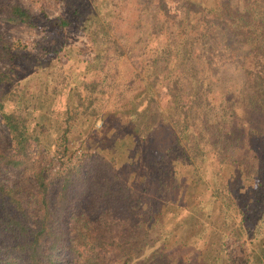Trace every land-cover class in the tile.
Wrapping results in <instances>:
<instances>
[{
	"label": "trees",
	"instance_id": "1",
	"mask_svg": "<svg viewBox=\"0 0 264 264\" xmlns=\"http://www.w3.org/2000/svg\"><path fill=\"white\" fill-rule=\"evenodd\" d=\"M63 1L71 13L52 23L65 26L81 21L92 39L102 44L98 53L107 52L112 36L93 13L96 7L89 9L96 0ZM201 1L206 19L202 34L207 36L208 16L216 5ZM225 2L218 8L226 22L224 35L233 41L234 36L244 37L247 48V59L241 63L243 100L251 109L263 111V157L256 161L245 146H237L235 153L241 148L238 152L253 157L252 169L245 171L252 184H243L241 197H250L248 211L257 210L260 215L258 235H254L263 232L245 263L250 259V264H264V11L252 15L263 26L261 35L257 28L250 29L254 19L246 22L238 7L229 13ZM33 18L19 0L0 5V22L30 24ZM93 23L100 26L92 29ZM97 28L102 30L100 38ZM115 48L121 52L118 45ZM11 58L0 33V59L11 62ZM9 70L0 68V86L12 80ZM167 77L166 107L171 110L169 116L174 112L178 120L170 121L168 116L158 120L156 109H151L157 93L150 87L156 80L144 77L145 88L130 94L124 103L128 118L123 124L116 120L119 109L102 115L92 106L98 89L94 80L83 81L88 95L82 111L73 106L83 104L82 99L75 97L70 105V97L66 98L62 123L58 116L53 120L48 115L52 111L42 99L30 109L20 99L0 93V117L12 144L7 150L0 142V264H236L221 224L229 220V210L234 214L230 221L239 219L238 229L251 217L236 207L235 196L224 188L205 147L187 141L193 131L190 122L179 127L188 120L186 115L182 120L180 112L185 113L184 106L192 109L197 93L185 103L180 79ZM119 96L123 99V92ZM79 114L85 116L81 120L85 126L88 117L101 116L102 126L91 139H82L83 131H79L78 141L83 142L72 145V124ZM57 125L63 128L50 139L49 132ZM76 148H80L79 155H75ZM5 168L12 170L13 177L2 173Z\"/></svg>",
	"mask_w": 264,
	"mask_h": 264
},
{
	"label": "rangeland",
	"instance_id": "2",
	"mask_svg": "<svg viewBox=\"0 0 264 264\" xmlns=\"http://www.w3.org/2000/svg\"><path fill=\"white\" fill-rule=\"evenodd\" d=\"M7 1L0 0V5H6ZM19 1L34 18L30 24L0 22V33L7 40L12 57L11 62L0 59V68L12 69L9 70L12 80L0 86V93L6 98L20 99V103L30 109L35 101L38 104L42 99L52 111L48 115L53 120L58 116L62 123L64 113L61 112L66 98L70 97V105H73L75 97L82 99L83 104L73 105L76 111H82L88 95L83 81L94 80L98 83V89L94 93L97 98L92 106L102 115L119 109L120 115L116 120L118 124H123L128 118L125 115L128 105L124 103L130 94L145 88L142 77L156 80V85L151 84L150 87L154 95L158 94L151 102V109H156L158 120H163L165 116L170 121L178 120L174 112L173 117L169 116L171 110L168 111L166 107V75H170L167 80L180 79L179 92L185 103L188 102L187 98L197 93L192 109L187 110L184 106L185 113L180 112L179 117L183 120V115H186L188 120L180 122L182 126L179 127L190 122L193 131L186 138L187 141H195L205 147L209 160L214 161L215 168L220 172L218 178L221 177L224 188L235 196L236 207H242L251 217L243 222L244 227L238 229L239 219L230 221L234 214L229 210V220L221 224L228 250L233 253L236 264H246L247 254L257 249L258 238L263 235V227L260 228L262 234L254 235V232L258 235L255 230L260 215L256 214L257 210L248 211L250 197H241L246 187L243 184H252L245 178V171L252 169V156L256 161L263 157V111L251 109L243 100L241 89L245 77L241 63L247 59L244 55L247 51L243 44L245 38L234 36L235 41L226 38L222 30L226 22L218 14V8L222 9L224 4L221 3L224 1L229 13L238 7V13L246 22L254 19L253 26H245L257 28L262 35L263 26L257 24L259 20L252 15L255 16L253 12L264 11V0H206L210 5H216L214 12L208 16L211 28L207 36L202 34L206 19L201 10V0L200 3L197 0H96L90 3L89 9L96 7L95 11L92 9L93 13L98 15L101 24L112 36L107 52L102 51L101 54L98 52L102 44L92 39L91 31L85 30L81 21L65 26L52 23L54 19L70 15L71 10L65 1ZM79 1L72 0V4ZM90 15L95 21L96 16ZM97 26L100 25L93 23L92 29ZM98 32L100 38L101 28ZM237 39L239 43H236ZM117 45L121 52L116 51ZM121 92L123 99L119 96ZM84 117L79 114L72 124V145L83 142L78 141L81 130L82 139L85 136L91 139L92 133H100L103 118H85V126L81 122ZM173 125L178 127L179 124L173 122ZM62 128V125H57L54 131L51 129L49 138ZM164 132L166 134L167 131ZM0 142L7 150L12 149L1 117ZM237 146L249 147L248 155L252 156L246 157L242 150L238 152L241 148L235 153ZM79 152L80 148H76L75 155H79ZM2 173L10 177L14 175L10 168H5ZM158 243L148 248L144 255H148ZM166 258L163 256L162 260ZM251 262L249 259L247 264Z\"/></svg>",
	"mask_w": 264,
	"mask_h": 264
}]
</instances>
